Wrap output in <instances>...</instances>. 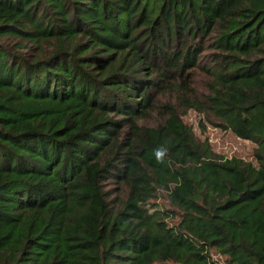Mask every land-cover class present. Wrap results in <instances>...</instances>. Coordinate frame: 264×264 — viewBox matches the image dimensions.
<instances>
[{"label":"trees","instance_id":"1","mask_svg":"<svg viewBox=\"0 0 264 264\" xmlns=\"http://www.w3.org/2000/svg\"><path fill=\"white\" fill-rule=\"evenodd\" d=\"M168 262L264 264V0H0V264Z\"/></svg>","mask_w":264,"mask_h":264},{"label":"rangeland","instance_id":"2","mask_svg":"<svg viewBox=\"0 0 264 264\" xmlns=\"http://www.w3.org/2000/svg\"><path fill=\"white\" fill-rule=\"evenodd\" d=\"M179 112L181 120L191 128L194 137L197 140L206 139L214 153L227 158L237 157L250 161L252 164L255 163L252 154L255 144L252 141L238 138L229 130H220L214 127L212 119L203 113L191 109ZM146 123L149 124L150 122L147 120ZM210 257L218 263H221L224 259V256L217 254L213 250H211ZM168 264L174 263L168 262Z\"/></svg>","mask_w":264,"mask_h":264},{"label":"clouds","instance_id":"3","mask_svg":"<svg viewBox=\"0 0 264 264\" xmlns=\"http://www.w3.org/2000/svg\"><path fill=\"white\" fill-rule=\"evenodd\" d=\"M165 150L164 149H158L155 152L156 158L157 160H160L162 158V156L164 155Z\"/></svg>","mask_w":264,"mask_h":264}]
</instances>
